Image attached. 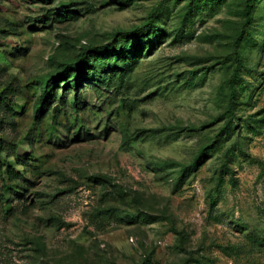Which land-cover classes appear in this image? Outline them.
Instances as JSON below:
<instances>
[{"label": "rangeland", "instance_id": "obj_1", "mask_svg": "<svg viewBox=\"0 0 264 264\" xmlns=\"http://www.w3.org/2000/svg\"><path fill=\"white\" fill-rule=\"evenodd\" d=\"M0 264H264V0H0Z\"/></svg>", "mask_w": 264, "mask_h": 264}, {"label": "trees", "instance_id": "obj_2", "mask_svg": "<svg viewBox=\"0 0 264 264\" xmlns=\"http://www.w3.org/2000/svg\"><path fill=\"white\" fill-rule=\"evenodd\" d=\"M133 49V48H132ZM92 58L91 59H87L86 58V63L89 64V65H92V64H104V63H108V64H105V67L106 69L108 70V78L110 79V77L112 75H109L111 73V71H109V68L110 70H115L116 68L120 67L121 64L119 63L118 59L117 58H114L112 61L111 60H108L107 58V53H106V50H105V47H102V46H99V47H95L92 49V54H91ZM114 56V55H112ZM67 68V67H66ZM65 68V69H66ZM83 66L81 65H77L76 67H73L72 70H76L75 72V75H74V78H73V81H71L72 84L76 85L79 81L77 80V78L83 74ZM114 68V69H113ZM236 78H237V73H236V70L233 71L231 77L229 78V81H228V87H229V101H228V106H230L233 102V98H234V95L236 93ZM47 87V83L45 84L44 86V89H43V96L46 94L47 90L45 89ZM42 94V93H41ZM206 150L205 148L202 149L201 153L199 155H197L196 159H195V162L198 161V158L202 155V153H204Z\"/></svg>", "mask_w": 264, "mask_h": 264}]
</instances>
